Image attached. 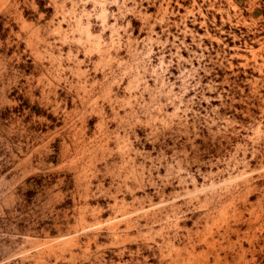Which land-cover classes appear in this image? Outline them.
Listing matches in <instances>:
<instances>
[{
    "label": "rangeland",
    "instance_id": "rangeland-1",
    "mask_svg": "<svg viewBox=\"0 0 264 264\" xmlns=\"http://www.w3.org/2000/svg\"><path fill=\"white\" fill-rule=\"evenodd\" d=\"M0 264H264V0H0Z\"/></svg>",
    "mask_w": 264,
    "mask_h": 264
},
{
    "label": "trees",
    "instance_id": "trees-1",
    "mask_svg": "<svg viewBox=\"0 0 264 264\" xmlns=\"http://www.w3.org/2000/svg\"><path fill=\"white\" fill-rule=\"evenodd\" d=\"M39 4V8H40V10H44V7H43V3H38Z\"/></svg>",
    "mask_w": 264,
    "mask_h": 264
}]
</instances>
